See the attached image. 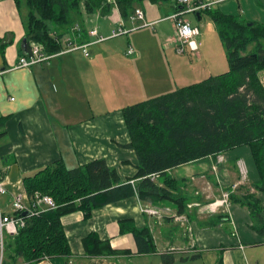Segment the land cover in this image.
Here are the masks:
<instances>
[{
	"label": "crops",
	"instance_id": "1",
	"mask_svg": "<svg viewBox=\"0 0 264 264\" xmlns=\"http://www.w3.org/2000/svg\"><path fill=\"white\" fill-rule=\"evenodd\" d=\"M200 1L212 3L208 10L239 19L244 15L248 22L264 24V0ZM147 3H142V10L139 8L144 13L143 20L133 22L130 18L133 14L125 19L115 10L112 12L116 15H109L113 21L110 36L103 35L97 28L105 37H111L120 23L131 30L114 38L129 37L124 55L120 49L115 52L95 50L97 46L114 40L109 39L89 47L91 58L77 51L21 69L16 65L27 53L23 44L26 38L24 13L17 9L14 0H0V39L5 45L4 56L0 49V68L4 70L0 74V132H6L0 139V160L4 159L0 162V178L8 190L2 205L4 212L10 209L6 214H12V200L24 189L23 179L57 160H63L72 169L96 159H105L109 166L118 170L123 181L135 176L138 158L133 150L123 147L129 144L130 138L122 111L136 104L130 101L137 97L155 95L156 98L168 94L173 80L170 60L163 59L156 64L152 59H146L151 45L141 46L137 33L145 23L153 29L158 25L155 35L166 52L170 46H164V43L172 29L169 30L165 22L172 23L168 17L181 9L173 0L149 3L153 7ZM202 19L203 14L197 16L199 22ZM77 24L82 28L80 36L72 32V27ZM74 25L68 29H51L53 34H63L64 38L77 36L78 43L91 41L89 30L82 21ZM132 33L136 35L130 37ZM200 48L197 57L201 56ZM131 50L133 52L129 54ZM169 174L182 182V194L189 199L183 215L192 232L174 219L179 214L173 203L150 205L134 197L100 208L89 219H85L82 212L64 216L61 221L72 255L39 264L264 262L257 249L264 250V237L253 229L251 213L225 197L227 193L235 197L256 194L264 207V193L256 192L253 185L259 182V174L248 147L191 162L169 171ZM149 206L157 208L161 217L145 213L143 209ZM262 218L264 221V212ZM127 219L133 220L138 229L150 230L156 252L140 254L133 235L121 233L120 221ZM91 233L110 241L120 254L108 257L87 255L83 240ZM171 248L178 250L170 254L169 262H166V252Z\"/></svg>",
	"mask_w": 264,
	"mask_h": 264
},
{
	"label": "trees",
	"instance_id": "2",
	"mask_svg": "<svg viewBox=\"0 0 264 264\" xmlns=\"http://www.w3.org/2000/svg\"><path fill=\"white\" fill-rule=\"evenodd\" d=\"M162 1L14 0L17 9L24 13L27 52L37 43L49 54L61 50L58 40L63 38V34H53L49 23L68 29L81 21L75 19L83 13L109 16L114 7L126 19L136 5ZM205 12L217 26L229 70L123 109L130 138L123 147L133 150L138 158L134 177L123 181L118 170L105 159L72 169L57 160L25 177L23 187L29 197L36 193L51 196L57 207L24 216L25 226L16 237L6 240L3 264H39L70 257L71 246L61 220L72 213L82 212L89 219L100 208L137 197L144 204L173 203L178 214L183 215L189 199L182 194V182L171 177L169 171L238 148L250 149L259 174V182L253 185L256 192L264 193V24L244 23L217 10L206 9L196 15L200 17ZM4 47L0 39L3 56ZM5 134L1 131L0 139ZM229 200L249 210L253 229L264 236V207L257 195H229ZM120 225L121 233L133 235L140 254L156 252L149 229H138L128 219L120 221ZM83 246L86 254L93 257L120 254L110 241L101 240L96 233L89 234ZM169 256H165L166 262Z\"/></svg>",
	"mask_w": 264,
	"mask_h": 264
},
{
	"label": "built area",
	"instance_id": "3",
	"mask_svg": "<svg viewBox=\"0 0 264 264\" xmlns=\"http://www.w3.org/2000/svg\"><path fill=\"white\" fill-rule=\"evenodd\" d=\"M173 1L177 6L181 7V9L177 10L174 14L168 17V19L172 20L174 23V38L169 39L166 43V46L175 44L178 54H184L188 49V51L193 56L197 57V55L199 54V45L196 41V38L198 37L200 30L197 27H193L192 24L185 19V15L196 13L198 14L202 11H205L206 9H210V6L212 4H207L200 0ZM130 18L133 22H135L136 20H143L144 13L140 9H137ZM134 30L135 29H133L132 31ZM130 31L124 28L123 23H120V27L116 29V31H113L111 37H105L100 35L97 28H94L88 31L89 38H93L94 40L78 43L77 36H80V34L82 33V28L79 24H77L72 28V32L77 34V36L65 38L63 37L60 41L58 40V43L62 45V48L59 52L52 54L46 53L45 48L42 45L34 43L30 47L29 51L19 58L16 67L21 69L30 68L39 63L48 62L54 58L77 51H82L84 57L91 58V53L89 51L90 46L101 44L109 39L121 37L128 34ZM132 52V50L129 51V54H132ZM2 73H4V70L0 68V74ZM261 81L264 86V80L262 77ZM7 193V188L0 180V199L1 197L7 195ZM225 197L226 199H228L229 193H227ZM56 207L57 205L51 196L36 193L33 197H29L24 189H22L19 194H16L13 197L12 214H6L3 211L2 203L0 202V264H3L4 262L6 240L9 237H16L19 234L20 230L26 224L24 216L21 215H23V213L35 214L39 211L53 210ZM143 211L148 215L161 217L160 211L155 207H145ZM174 219L182 225H186L188 232H192V229L189 226L188 219H186L184 215H176ZM176 250L178 249L171 248L166 252V254L170 255Z\"/></svg>",
	"mask_w": 264,
	"mask_h": 264
},
{
	"label": "rangeland",
	"instance_id": "4",
	"mask_svg": "<svg viewBox=\"0 0 264 264\" xmlns=\"http://www.w3.org/2000/svg\"><path fill=\"white\" fill-rule=\"evenodd\" d=\"M146 5H150L151 7H153L149 3H147ZM141 6L142 4L136 5L135 11L141 8ZM115 10H117L116 7H114L112 11ZM135 11L133 13H135ZM112 14L116 15L114 12H112ZM185 19L188 20L193 27L199 26L198 28H201L199 35L196 38L197 43L199 44V46H201L200 57L191 56L188 49L183 55H179L176 51L177 47L175 46V44H171L170 47L166 48L167 51L165 52L162 48V45H160L159 43L158 36L155 35L158 31V25L153 29V27L151 26H146L147 24L145 23L144 25L140 26L141 29L137 33V35L139 36L138 40L141 46H144L145 44L151 45V48H149L147 51L148 56L146 59H152L156 64L158 62H161L163 59L170 60L173 80L172 89L169 93L178 90V88L200 83L209 77L223 74L229 70V61L227 59L226 49L221 42L217 26L212 21L211 17L205 12L203 13V19L201 22L197 20V16L195 14H187L185 15ZM240 19L244 23H248V21L245 20L247 19V17H245L244 15L243 18L240 17ZM75 20H81L87 30L99 28L100 32L105 36H110L113 30V21L111 20V16L103 17L97 13L91 15L83 13L80 18H77ZM165 24L166 26H168V29H172V31H170V35H168L167 39L165 40L164 46L169 39L174 38V23H169L168 21L165 22ZM49 26L52 29L56 27L54 23H49ZM134 35L136 34L132 33L129 36L132 37ZM128 38V36H124L119 39L111 40L97 46V49L95 50L103 49L104 51L115 52L116 49H120L122 50V54L124 55L126 41L128 40ZM90 39L94 40L93 38ZM252 48L253 47L251 46L250 50ZM262 78L264 80V73H262ZM154 96L155 95H148L147 97H137V99H132V101L130 102L139 103L154 98ZM5 199V197H1L0 202L2 203V205L5 204ZM9 210L10 209H5V213H8ZM257 249H259L258 256L263 258V248ZM262 264H264V262H262Z\"/></svg>",
	"mask_w": 264,
	"mask_h": 264
},
{
	"label": "water",
	"instance_id": "5",
	"mask_svg": "<svg viewBox=\"0 0 264 264\" xmlns=\"http://www.w3.org/2000/svg\"><path fill=\"white\" fill-rule=\"evenodd\" d=\"M23 44H24V48H25V50H26V44H27V39L26 38H24V40H23ZM28 213H23V216H26Z\"/></svg>",
	"mask_w": 264,
	"mask_h": 264
}]
</instances>
